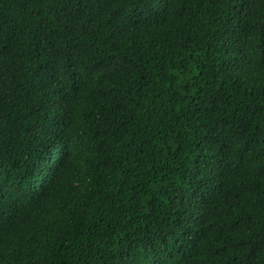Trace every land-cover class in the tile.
<instances>
[{
  "label": "trees",
  "instance_id": "16d2710c",
  "mask_svg": "<svg viewBox=\"0 0 264 264\" xmlns=\"http://www.w3.org/2000/svg\"><path fill=\"white\" fill-rule=\"evenodd\" d=\"M0 264H264V0H0Z\"/></svg>",
  "mask_w": 264,
  "mask_h": 264
}]
</instances>
